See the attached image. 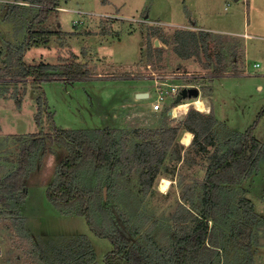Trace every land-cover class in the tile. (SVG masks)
<instances>
[{
  "label": "rangeland",
  "instance_id": "1",
  "mask_svg": "<svg viewBox=\"0 0 264 264\" xmlns=\"http://www.w3.org/2000/svg\"><path fill=\"white\" fill-rule=\"evenodd\" d=\"M57 3L47 23L59 34L44 46L27 49L24 60L29 64L77 61L86 64L92 77L47 80L39 86L12 80V74L0 77V177L15 166L18 134L39 132L46 136L51 131L46 112L40 127L33 117L41 93L56 127L122 129L120 134L126 139L125 149L129 153L134 150V142H157L163 129L176 127L178 132L177 123L185 115L174 118L164 108L144 116L143 121L130 112L139 106L147 111L152 101V97L136 101L131 98L133 90L140 89V76L151 69L207 74L192 81L200 85V98L205 104L201 113H209L213 108L217 118L214 127L217 146L225 141L229 145L235 143L236 134L254 122L253 134L264 143V113L257 118L264 107V0H57ZM35 12L33 5L0 0V74L12 65V54L22 42ZM201 24L218 32L212 31L201 39L196 53L181 56L178 52L189 48L181 46L177 51L176 47L182 45L180 39H188L190 32L197 35ZM153 29L156 34L149 37ZM159 37L160 45L155 47L152 39ZM216 54L221 55L225 67L220 76L211 77L207 63L216 61ZM133 101L136 104L132 106L127 103ZM184 132L174 140L182 144L177 148H181L184 159L177 161L170 145L150 185L141 184V167L133 160L124 169H116L111 176L113 192L103 188L104 199L100 201L103 208L95 214L97 225L106 222L112 211L122 213L116 219L131 240L144 241L159 251L195 223L191 208L199 206L208 154L183 144ZM47 143L55 147L54 143ZM157 147L154 160L161 149L158 143ZM58 152L65 153L63 148ZM40 154L39 151L33 159L26 198L18 205L22 227L18 229L11 218L0 216V264H104V255L111 247L108 240L95 235L83 216L76 212L61 213L46 199L45 187L53 179L57 159L47 154L41 158L44 164H40ZM106 177L111 179L107 172H94L87 181L93 188ZM162 177L171 182L165 191L159 190ZM232 190L227 198L230 214L216 231L220 248L213 264H264V163Z\"/></svg>",
  "mask_w": 264,
  "mask_h": 264
},
{
  "label": "trees",
  "instance_id": "2",
  "mask_svg": "<svg viewBox=\"0 0 264 264\" xmlns=\"http://www.w3.org/2000/svg\"><path fill=\"white\" fill-rule=\"evenodd\" d=\"M6 1L33 5L36 12L28 21L22 42L16 46L15 53L12 54V65L2 71L0 77L12 74V80L30 81L38 86L47 80L72 81L92 77L85 68V63L63 61L29 64L24 60L27 49L44 46L52 37L59 34V30L49 27L47 23L51 12L55 11L58 5L57 0ZM154 34L156 29L151 31L149 37ZM194 34L190 32L188 39H180L182 45L176 47L177 51L181 46L189 48L183 53L178 52L181 56L188 57L196 53L199 41L206 38L209 32L200 30L197 35ZM159 39L161 40L160 37ZM156 50L158 51V48ZM215 56L216 61L207 63V67L211 69V77L220 76L225 67L221 55ZM207 58L210 59V56L207 55ZM16 102L19 105L20 99ZM36 102L37 111L33 116L35 124L40 127L43 112H46L47 120L51 121V131L46 136L39 132L16 136L19 143L13 161L15 166L0 177V216L11 218L13 225L18 229L22 227L23 221L19 216L18 205L26 198L27 178L33 170V159L40 151V160L47 154H52L57 159L53 179L45 187L46 199L61 213L76 212L83 216L95 235L108 240L111 247L104 255V264H213L220 248L216 231L230 214L227 198L232 193L233 186L256 173L260 164L264 163V143L259 141L252 131L255 122L244 132L236 134L235 143L229 145L228 141H225L224 144L217 146L214 132L217 118L213 114V108L206 114L190 109L184 119L178 121L177 126L180 128L178 132L176 127L163 129L159 132L160 139L157 142L155 140L134 142V150L129 153L125 149L126 139L120 134L122 129L108 126L90 129L56 127L52 123V112L48 109L42 93L37 96ZM263 113L264 107L257 118ZM186 130L193 133L188 147L194 146L198 153L208 154L199 206L190 207L195 223L177 235L175 241L167 248L159 251L144 241L131 240L121 222L116 219L122 213L112 211L106 222L97 225L95 214L103 208L100 206V201L104 199L103 188L106 187L108 193L113 192L111 176L116 169H124L127 163L133 160L137 167H141L139 174L141 184L150 185L170 145L173 147V157L177 161L184 159V157L181 159V148H177L182 147V144L175 143L174 140L178 139L181 131ZM47 141L54 143L55 147L49 145ZM157 143L161 149L158 150L155 161L153 156L158 149ZM210 146L213 147L212 151L209 150ZM60 148L65 151L63 155L58 152ZM40 164H44L42 160ZM94 172H107L111 179L108 180L106 177L92 188L87 178Z\"/></svg>",
  "mask_w": 264,
  "mask_h": 264
},
{
  "label": "built area",
  "instance_id": "3",
  "mask_svg": "<svg viewBox=\"0 0 264 264\" xmlns=\"http://www.w3.org/2000/svg\"><path fill=\"white\" fill-rule=\"evenodd\" d=\"M204 76H207V74L199 76L198 73L193 71L170 72L151 69L149 73L140 76L142 83L138 85L141 91L148 93L146 98L150 99L152 97L149 110L145 111V113L132 111L133 117L138 116L141 119L144 114L150 115V113L162 111L164 108L167 114L174 118L186 115L190 109L201 112L194 103L195 97H202L200 85L196 81H192V79ZM183 89L187 90V95L176 101V97ZM191 89H196L197 94L195 96L191 94V97L188 98L190 94L189 90ZM134 99L136 100L138 98L134 97ZM186 104H188L186 109L180 107ZM207 111H209V108Z\"/></svg>",
  "mask_w": 264,
  "mask_h": 264
},
{
  "label": "bare ground",
  "instance_id": "4",
  "mask_svg": "<svg viewBox=\"0 0 264 264\" xmlns=\"http://www.w3.org/2000/svg\"><path fill=\"white\" fill-rule=\"evenodd\" d=\"M201 98L200 97H196L194 103L197 106L198 110L203 111L204 107H205V104H204V101ZM187 105L188 104L182 105L180 107L186 109L188 107ZM191 136H192L191 131L186 130L184 132V134L182 135V137H181V142L183 144H186V145L189 144V142L191 140ZM169 183H171L169 181V179H167L166 177H162L161 180H160V183H159V190L165 191L168 188Z\"/></svg>",
  "mask_w": 264,
  "mask_h": 264
},
{
  "label": "crops",
  "instance_id": "5",
  "mask_svg": "<svg viewBox=\"0 0 264 264\" xmlns=\"http://www.w3.org/2000/svg\"><path fill=\"white\" fill-rule=\"evenodd\" d=\"M201 30H203V31H207V32H209V35L208 36H210L211 34H212V31H216V32H218V30L217 29H215L214 27H209V26H207L206 24L205 25H202L201 24ZM207 36V37H208ZM159 39V38H158ZM152 41H154V39H152ZM159 42H160V39H159ZM138 91H141L140 89H135V90H133V92H132V99L134 100V101H136L135 99H134V95H135V93L136 92H138ZM127 102L129 105H133V104H136V102ZM127 104V105H128ZM138 104H140V103H138ZM149 104V103H148ZM128 105V106H129ZM140 107V106H139ZM139 107H135V108H133L134 109V111H137V112H143V113H145V111L144 110H142L141 109V107L139 108ZM149 107H150V104L148 105V109H147V111L149 110ZM133 110H131L130 112H132ZM128 112V111H127ZM144 116H147L146 114H144L143 116H142V118L141 119H143V121L146 119ZM136 117H138V116H136Z\"/></svg>",
  "mask_w": 264,
  "mask_h": 264
},
{
  "label": "water",
  "instance_id": "6",
  "mask_svg": "<svg viewBox=\"0 0 264 264\" xmlns=\"http://www.w3.org/2000/svg\"><path fill=\"white\" fill-rule=\"evenodd\" d=\"M153 45L155 47H158L160 45V42H159V39L158 38H155L154 39ZM190 93L195 96L197 94V91H196V89H191L190 90ZM147 94L148 93L146 91H138V92L135 93V97L138 98V99H142V98L147 97ZM186 95H187V90L186 89H183L181 91V93L176 97V101L180 100L182 97H185Z\"/></svg>",
  "mask_w": 264,
  "mask_h": 264
}]
</instances>
